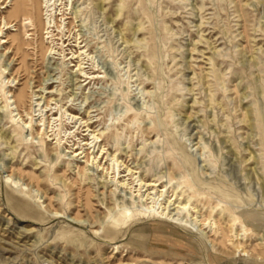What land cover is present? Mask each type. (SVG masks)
I'll return each instance as SVG.
<instances>
[{"label": "rangeland", "instance_id": "obj_1", "mask_svg": "<svg viewBox=\"0 0 264 264\" xmlns=\"http://www.w3.org/2000/svg\"><path fill=\"white\" fill-rule=\"evenodd\" d=\"M42 2L0 4V26L19 22L0 46L15 118L0 93V264H264V0H51L53 38ZM70 114L96 122L121 169L167 185L160 202L176 192L213 228L173 204L171 219L195 232L148 217L144 190L117 188L96 164L81 174L75 150L93 136ZM126 212L137 222L103 232Z\"/></svg>", "mask_w": 264, "mask_h": 264}, {"label": "bare ground", "instance_id": "obj_2", "mask_svg": "<svg viewBox=\"0 0 264 264\" xmlns=\"http://www.w3.org/2000/svg\"><path fill=\"white\" fill-rule=\"evenodd\" d=\"M0 4H2L5 9H8V11L9 10H18L20 5H23L26 8L27 11H29L30 8H31V0H9V2L7 4L5 2H3V0H0ZM52 6H53V4H51V0H45V2H42V5H41L42 16H43V19H44V33L43 34H44V36L48 35L47 38H53L55 36V33H54L55 32V28L58 29V30H61V28H62V25L58 21L57 12H54V9H52ZM3 17H4L3 18V23H2V26H0V41H2V43H0V46L1 45L4 46L5 44H9V43L12 44L13 41H14V40L12 41L8 37L7 33L5 35V32H6L5 30H9L12 27H14V30L16 31V30H18V26H19V22H17L16 20H12L11 21V20H9V18L6 15L3 16ZM32 17H33V15H31V17H28V18H26L24 20L31 19L32 25H35V21H33ZM0 18H1V16H0ZM24 28H25V25H24ZM75 47H77V46H75ZM78 48L79 49L76 50L75 52L73 51L72 56L70 57V59H71L72 62L77 60L76 64L74 65V67L76 68L75 72L78 73L80 75V77H83L82 73H84L85 71H84V67L82 66L83 63H82V60H81V56L86 52V50H85L86 47L85 46H81L80 44H78ZM11 52L13 53V50ZM52 52H53V48L50 49V54ZM8 53H10V52L8 51ZM2 74H3V71L0 72V93H3V96L7 95V96H5L6 99L4 100V106L3 107L5 108L4 109L5 111L10 113V117L12 118V120L14 122L15 118L13 116V111L12 110L10 111V104H11L10 102H11V99L14 98V95L12 96V94H11L12 98H10L8 96L10 94V89L9 90H7V89L10 88L11 86H8L5 83V81H3L4 79L2 78ZM10 74H11V76L14 77V80H15L16 76H14L13 73H10ZM91 74H93V75H91ZM90 78H92V79L101 78V75L97 74L96 71H94L93 73H89V74L86 73V79L84 80V82H86ZM19 83H20V81H19ZM90 83H91V81L88 82V84H90ZM46 98L48 99V97H46ZM44 107L47 110V115H48V113L50 111H53V108H50V103L47 102V101L45 102V104L42 105V109ZM48 108H50V109L48 110ZM18 115L19 114H17L16 116H18ZM52 115L55 118H57L56 117L57 116V112L52 113ZM28 116H29V118H31V121H29L30 120L29 118H28L29 120L28 119H26V120L22 119L24 121V125H25L26 128L32 127V121H33L32 119L34 117L33 108H32V112L31 113L28 112ZM70 116L73 119L76 118V121L74 122L75 125L72 128H75L77 126L78 120H81L82 123L78 127V130H80L82 128V129H84L83 130L84 133L86 131L87 132L90 131V133H91L90 135L93 136V139H92L93 141L90 143L89 142V137H87V136H89V134H86V135L84 134V136H86V138H85L86 143L84 144V147H79V148H77L75 150L76 156L79 157L81 155H84V156H81V157L86 158L87 165L82 170H80L81 174H84L86 169L89 170V167H91V166L94 167V165L96 164L97 168L99 170L104 171L106 179L108 178V175H111V176L114 177V181H116L115 183H116V187L117 188H128V189L130 188L132 190V192H135V193L137 191L139 193H142L143 190H144L143 194H140V195L143 196V197H146V200L148 201L146 203L147 210L150 213L148 215V217L149 216L150 217H157L159 215L158 217L161 220L164 219V221H168L170 223L176 224V225H178L180 227H183L184 229H186V230H188L190 232H195V230L192 227H190L189 225H187V224H184V223L178 224L177 222H174V220L171 219L172 218L171 217L172 214H170V212H167V210H168V206L170 204H173L175 206V209H177L178 213L181 212L182 210H186L188 215L191 216V218H193L196 221L200 222L201 219L199 220L198 211L196 210V207H192V204L189 201L182 200V198H180V196L177 195L176 192L172 195V198L169 197L164 203L160 202V200H162V198L165 196V193L167 192V185L163 186L159 182V180L146 181L142 177L137 179V178H135V174L137 172L133 171L132 168H130L129 166H126L124 170L121 169L122 166H125V163H123V161H120V158H119V156L116 153H109L108 154V152L105 151V147L103 145L102 134L97 133L95 129L91 130L93 128V125L96 122H93V121L89 122V120H85L84 121L83 118H79L77 115L76 116L75 115L72 116L70 114ZM62 119H63V115H61L59 120H62ZM48 124L50 125L49 115H48ZM40 128H41V126H40ZM48 128H49V126L45 127L44 129H41L40 130L41 132H39V134L48 136L49 132H50L48 130ZM63 138H61V137L59 138V140H58V142L56 144L57 146H59L62 143ZM93 143H95V144H93ZM91 144L93 145L92 147L89 146ZM97 145L99 146V149L95 153V149H96ZM91 148H94V150L91 153L87 152V151H90ZM105 155H110V158L112 157V159H111L113 161L112 164H108L109 160H107L104 164H102L103 159L106 157ZM98 158H100L99 162L97 161ZM12 176L13 175H9L7 181H11L12 183L18 184L17 181L10 180V179H13ZM136 179H137V183L135 184ZM128 180H130V182H128ZM131 184L132 185L135 184L134 191H133V187H131ZM157 203L159 204L158 208H156ZM154 210H156V211L153 212ZM140 212H139V215L142 216V213H140ZM144 215H146V214H144ZM54 216L56 218H58V219L59 218H64V214H60V213H55ZM113 216H112V219H113ZM134 217L135 216L132 213L130 215H128L127 212H126V214H124L122 216V218L120 217L122 222H118V224L109 223V222H106L107 220H105V222H104L105 223V226H104L105 230L103 232H106L108 236L113 237V236L110 235L111 232H114L116 230V227L119 226L121 223L123 225V223H125L126 219L133 218L134 219L133 223L137 222L136 218H134ZM209 219H206L204 222H200L201 223L200 225L202 227H205L207 224H209L212 227L214 222L212 224ZM77 220L78 219H76V218L70 219V221H72V223H73V221H77ZM211 231H213V229ZM236 232H238V231H236ZM240 235H241L240 233L236 234V238H237L236 240H239V239L241 240V238H239ZM237 247L238 248H242L243 247L242 242L238 241Z\"/></svg>", "mask_w": 264, "mask_h": 264}]
</instances>
